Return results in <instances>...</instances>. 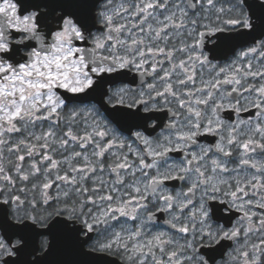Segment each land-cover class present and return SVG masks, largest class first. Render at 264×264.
<instances>
[{"label":"snow or ice","instance_id":"1","mask_svg":"<svg viewBox=\"0 0 264 264\" xmlns=\"http://www.w3.org/2000/svg\"><path fill=\"white\" fill-rule=\"evenodd\" d=\"M0 264H264V0H0Z\"/></svg>","mask_w":264,"mask_h":264}]
</instances>
